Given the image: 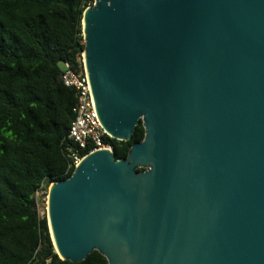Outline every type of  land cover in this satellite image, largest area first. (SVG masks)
I'll list each match as a JSON object with an SVG mask.
<instances>
[{
	"label": "water",
	"instance_id": "1",
	"mask_svg": "<svg viewBox=\"0 0 264 264\" xmlns=\"http://www.w3.org/2000/svg\"><path fill=\"white\" fill-rule=\"evenodd\" d=\"M83 35L103 128L145 135L51 183L60 258L264 264V0H94Z\"/></svg>",
	"mask_w": 264,
	"mask_h": 264
},
{
	"label": "trees",
	"instance_id": "2",
	"mask_svg": "<svg viewBox=\"0 0 264 264\" xmlns=\"http://www.w3.org/2000/svg\"><path fill=\"white\" fill-rule=\"evenodd\" d=\"M93 2L0 0V264H108L98 250L80 263L61 259L36 196L75 169L77 98L62 74L65 62L83 72V13ZM144 135L140 121L130 140L106 139L121 159Z\"/></svg>",
	"mask_w": 264,
	"mask_h": 264
},
{
	"label": "built area",
	"instance_id": "3",
	"mask_svg": "<svg viewBox=\"0 0 264 264\" xmlns=\"http://www.w3.org/2000/svg\"><path fill=\"white\" fill-rule=\"evenodd\" d=\"M62 81L75 90L77 98L74 109L75 119L68 135V138L77 146V150L73 153V162L76 166L87 153L99 149L113 150V146L107 141L106 137L110 136L97 117L84 63L83 72H77L68 62H65ZM84 150L87 152L82 154ZM48 191L49 187H42L36 194L37 198L47 201Z\"/></svg>",
	"mask_w": 264,
	"mask_h": 264
},
{
	"label": "rangeland",
	"instance_id": "4",
	"mask_svg": "<svg viewBox=\"0 0 264 264\" xmlns=\"http://www.w3.org/2000/svg\"><path fill=\"white\" fill-rule=\"evenodd\" d=\"M39 208L42 213L46 212L47 213V201L46 199H41L39 203Z\"/></svg>",
	"mask_w": 264,
	"mask_h": 264
}]
</instances>
